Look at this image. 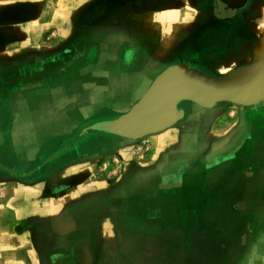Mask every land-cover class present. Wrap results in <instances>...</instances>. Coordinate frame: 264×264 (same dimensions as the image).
Returning a JSON list of instances; mask_svg holds the SVG:
<instances>
[{
	"label": "rangeland",
	"instance_id": "374dc122",
	"mask_svg": "<svg viewBox=\"0 0 264 264\" xmlns=\"http://www.w3.org/2000/svg\"><path fill=\"white\" fill-rule=\"evenodd\" d=\"M0 1L22 3L38 0ZM41 1L43 7L37 5L41 10L37 18L27 22L28 33L24 32L26 37L21 41L12 39L8 48L6 47L7 50H1L5 54L0 55V63H5L0 65L1 129L5 118L8 120L9 115L13 113V102L18 100L19 90L22 97L25 96V92L40 91L33 99L28 96L27 108L24 111L26 114L29 113L30 103L35 99L39 101L41 98H50L53 99L54 105L50 109H44L42 112L44 119L59 115L63 117L60 118L62 122H67L68 118L65 116L67 113L70 116L69 125L72 126L70 131L51 137L46 149L42 153L40 150L37 151L35 159H38L40 164L46 162L53 164L57 161L60 163L80 153L99 152L109 147L115 138L122 137L107 130L111 120L127 112L157 74L167 66L183 62L185 59L189 61L185 63H193L191 64L193 67L206 75L226 74L248 60L231 61L233 60L231 57L236 54L234 52L247 50V47L253 46L264 33V0H171L165 3V8L161 9L156 17L154 46L150 49L169 50V55L167 52L156 57L149 55L146 64L139 69L129 65L124 59L122 63L119 60L120 50H124L123 54L125 50L127 53L134 50L133 47L138 42L141 44L143 42L137 39V35L142 36L146 32L145 24H137L134 21L136 7L133 0ZM86 2L94 9L82 12L81 8L76 13L77 21L71 23L70 19L77 4L81 6ZM169 4L170 6L166 7ZM223 9L240 13L234 17L225 16L221 14ZM88 12L91 13V18L86 21L85 17L86 20L82 21L84 14L88 16ZM139 13L144 14L141 8ZM84 28L86 29L83 30ZM223 29L228 33L222 35L232 38L225 50L221 49L223 45L216 44L219 39H215L216 35H221L220 31ZM164 36H167L168 40L176 36L174 41H177L175 44L172 41L174 45L171 44L164 49L161 41ZM99 50L103 53L107 50V53L103 54L104 59L107 58L104 64L96 62ZM184 50L186 51L183 52ZM24 52H27L32 62L36 59L39 61L45 56L42 66L46 71L39 78L41 84L38 86L30 85L34 77L30 78L29 69L25 76L19 77L16 65L6 63ZM22 60L24 59H17L15 62H23ZM129 79L132 80V88L127 93H121L117 85ZM93 81L100 84L99 87L102 85L101 92H95L97 90L93 86ZM67 83L71 87L74 85L75 95L66 94ZM85 87L86 91L94 92L92 96L89 97L84 92ZM132 91L135 94L139 91V94L129 100ZM73 103L82 105L83 109L80 112L77 109L73 112L71 109L68 110L69 106L72 108ZM230 104L218 102L214 107L223 105L225 115L220 117L213 115L210 118V115L205 113L209 112L208 109H202L196 104L189 108L190 105L181 102L177 108L183 111L184 118L156 132L165 138V140L160 138L161 142L167 147L174 148L170 154L171 156L175 154L170 158L171 163L163 169L164 174L171 176L170 187H174L173 185H178V173L183 169L177 166L179 158L182 157L181 154L178 155V147L184 146L180 139L186 130L190 128L192 133L194 128L204 129L205 131L200 134L201 145L208 143L210 146L218 147V143L211 136L220 132V128L242 125L246 128L245 139L241 137L237 141L239 144L242 143L241 146L245 143L241 150L238 149L240 155L236 152L232 159L208 171L202 167L197 170L198 172L188 171L183 193L177 189L175 194L182 197L170 200L171 208L175 207L172 202H176V211L172 212L171 216L165 212V209L168 210L169 201L159 198L163 188L168 185L155 182L153 201L155 225L149 230H141L143 223L136 221L138 230H145V233L155 236L158 253L165 255L166 261H162L161 256H155L157 260L154 264H264V99L257 106ZM228 112L233 114L228 116ZM189 114L192 116L187 118L186 115ZM82 115L86 117L82 118ZM241 115L244 118L239 119ZM232 120H235L237 125L232 124ZM212 128L215 130H211ZM146 135L133 139L132 146L141 145ZM6 142V139L4 141L0 138V145ZM148 153L143 152L140 159L144 162L152 160L151 151ZM12 154V151L11 155L9 151H2L0 166L9 159L13 160ZM161 156L159 153L154 157L155 162L159 161ZM209 157L211 161H204L203 167L209 162L212 165L220 163L224 153L221 155V151L217 150L214 156L210 154ZM203 158L209 159L205 156ZM187 160L188 167L194 169L198 157L194 161L187 154ZM155 173L152 170L146 171L143 175L155 176ZM245 176L249 181H245ZM248 190L250 192L246 194ZM254 193H259L262 197L261 200H257L261 204L250 198L252 205L249 209L255 208L257 214H249L246 206L243 204L242 209L238 202H244L245 196L248 198ZM141 201L139 198L137 207L141 206ZM150 207L153 208L152 205ZM97 214L92 215L94 223L101 222V217ZM163 224L164 228L171 227L164 234L160 228ZM100 226L94 231H89L90 236L86 240L91 243L93 249H96L97 258L105 259V264H149L150 259L147 258L150 256L143 253L144 249L136 251L133 247L131 251V247L125 246L122 261H119L120 258L115 251L107 255L108 250L113 249V241L107 234L109 231ZM121 237L122 243L131 242L127 235L122 234ZM136 241L138 243V240ZM85 254L81 246L76 247L75 257L79 260H75L73 264H89L90 257Z\"/></svg>",
	"mask_w": 264,
	"mask_h": 264
},
{
	"label": "crops",
	"instance_id": "0c3cea01",
	"mask_svg": "<svg viewBox=\"0 0 264 264\" xmlns=\"http://www.w3.org/2000/svg\"><path fill=\"white\" fill-rule=\"evenodd\" d=\"M133 1L136 7L134 21L137 24H145L146 32L145 35H137V39L139 38V41L143 40V42L142 44L138 42V46L133 47L134 50L128 53L125 50L124 54V50H120L119 60L122 63L124 59L129 65L142 69L141 67L146 64L149 55L156 57V55L169 53V50L150 49L154 46L156 17L160 10L165 8V3L171 0ZM38 4L42 5V1L22 3L20 1H0V55L5 54L1 50H7L12 39L21 41L26 37L24 32L28 33L27 22L34 21L38 12L41 11ZM88 6L87 2L81 6L77 4L70 22L77 21L76 13L81 8L83 9L82 12L94 9ZM168 6L170 4L166 5V7ZM40 7L42 8L43 5ZM140 8L144 14L139 13ZM90 16V12H88V16L85 13L82 21L86 20L85 17L88 21L91 18ZM159 23L161 22L159 21ZM55 34L57 33L55 32ZM175 38L176 36L170 37V40H168L167 36H164L161 40L164 49L172 43L175 44L177 41H174ZM159 44L160 42H158ZM139 48H142V50H138ZM106 53L107 50L104 53L99 50L96 59L98 64L106 63L107 58L104 59L103 57V54ZM234 53L236 54L231 57L233 58L231 61L249 59V50L235 51ZM14 57L16 56L14 55ZM29 58L27 52H24V54L19 53L16 58H11L12 60L6 63L16 65L19 77L25 76L29 69L30 78L34 77L30 85L38 86L41 84L39 78L46 71L42 66L45 56L39 61L34 60V62ZM17 59L24 60L16 63ZM3 64L0 63V65ZM93 82V86L97 90L95 92H101L102 85L99 87L100 84H96V81ZM131 83V79L124 80L117 87L120 88L121 93H127L132 88ZM73 87L74 85L71 87L69 83L66 84L65 92L67 95H75ZM135 89L137 90V88ZM133 91L129 100L134 99L139 94V91L136 94ZM39 92V90L37 92H25V96L22 97L19 90L17 93L18 100L15 103L13 102L14 114L11 113L8 120L5 118L3 128H0V138L4 141L7 140L6 144L0 145V153L6 150L11 155L12 151L14 157L13 160L9 159L8 162L2 163L0 166V264H73L75 260H79L78 257H75L76 247L78 248V246H81L84 254L86 253L85 255L90 257L89 264H105L106 260L97 258L96 249H93L91 243L86 241L90 236L89 231H94L99 225H101L100 228L109 231L107 234L113 241V249L108 250L107 255L115 251L120 258L118 260L122 261L121 256H123L124 247L128 246L131 247V251L133 247L136 251L137 249H144L143 253L150 256V258H147L150 259L149 264L156 263L155 256L157 255L161 256L162 261H164V253H158L159 249L155 246V236L144 232L155 225H153L155 182L163 185L167 183L168 186L163 188L159 198L168 200L170 207V200L182 197L175 194L177 189L182 191L181 194L183 193L188 171H197L200 167L208 171L225 163L232 159L236 152L239 154L245 144L243 143L241 146L242 143H237L241 137L245 139L246 128L243 125L241 127L232 126L233 128L228 126L227 131L222 127L220 132L212 135L211 138L215 139L214 141L218 143L219 148L210 146L208 143L206 145L202 143L201 145L200 134L205 130L194 128L191 133L189 128L181 135L180 140L184 142V146L178 147V155L181 154L183 158H179L180 165L177 163V166L183 169L178 173L180 182L178 181V185H173L174 187L169 185L172 182L170 180L171 176L164 174L163 171L171 163L170 158L175 155H170L174 148L167 147L166 144L161 142L160 138L164 140L165 138L160 137L161 134L156 132L147 134L141 145L132 146L133 139L119 137L118 139L115 138L111 145L102 151L80 153L60 163L57 161L53 164L47 162L40 164L39 160L35 159L37 151L40 150L42 153L49 145L51 137L70 131L72 126L69 125L70 116H68V113L65 116L68 118V125L67 122H62L60 118L63 117L59 115L44 119L42 114L44 109H50L54 105L53 99L50 100V98H41L39 101L35 99L34 102L30 103L29 113L24 112L27 108L26 100H28V96L33 99L38 96ZM84 92L89 97L94 93L86 91V87ZM230 105L236 104L231 103ZM70 107H68V110L71 109L72 112L76 109L80 112L83 109L82 105H76L75 103L72 104V108ZM208 111L205 113H208L210 118L213 115L217 117L225 115L223 105L209 108ZM232 114L233 112H228V116ZM81 117L85 118L86 116L82 115ZM186 117L188 118V115ZM241 117L244 118L241 115L239 119ZM234 121H231L232 124L237 125ZM211 130L215 129L212 128ZM38 136H40L39 139ZM217 150L221 151V155L224 153L222 161L217 164L213 163V165L210 162L205 163V167H203L204 161H211L210 154L214 156ZM145 151L149 153L151 151L152 160L147 162L141 160ZM206 151L207 153H205ZM159 153L162 156L158 159L159 161L155 162L154 157ZM187 154L194 161L198 157L194 169L188 167ZM204 156L209 159L203 158ZM152 170L156 172L155 176L143 175L146 171ZM245 177V181H249V178ZM258 181H260L259 178ZM249 192L248 190L246 194ZM245 197L244 202H238V204L240 206L244 204L249 214H257L255 208L253 210L249 209L252 205L250 198L257 201L261 200L262 197L259 193H254L253 196L249 195L248 198ZM139 198L142 200L141 206L137 207ZM254 201L253 204H255ZM257 203L261 204L258 201ZM172 204L176 207V202L173 201ZM151 205L153 208L150 207ZM169 207L168 210L165 209V212H168L167 215L172 212L175 213L176 208ZM242 209H244L243 206ZM95 214L101 217V222H97L98 224L93 221ZM92 215L94 216L92 217ZM137 220L143 223L141 230L145 229L144 231L138 230ZM160 228L162 234L171 229V227L164 228V224ZM122 234L127 235L128 240L131 242L122 243L120 239ZM136 240H138V243Z\"/></svg>",
	"mask_w": 264,
	"mask_h": 264
},
{
	"label": "water",
	"instance_id": "95a60500",
	"mask_svg": "<svg viewBox=\"0 0 264 264\" xmlns=\"http://www.w3.org/2000/svg\"><path fill=\"white\" fill-rule=\"evenodd\" d=\"M263 99L264 33L252 47L251 60L224 75H206L183 63L166 67L107 130L130 139L159 132L183 116L176 104L184 100L212 108L218 102L255 106Z\"/></svg>",
	"mask_w": 264,
	"mask_h": 264
},
{
	"label": "flooded vegetation",
	"instance_id": "af4514ba",
	"mask_svg": "<svg viewBox=\"0 0 264 264\" xmlns=\"http://www.w3.org/2000/svg\"><path fill=\"white\" fill-rule=\"evenodd\" d=\"M215 6V5H214ZM215 8V7H214ZM208 11H209V9H208ZM231 11H233V12H229V10L228 9H223V10H221V14H224L225 16H231V17H234V16H236L237 14H239L240 12H237V11H235V10H231ZM234 12H236V13H234ZM221 32V35H219V36H217L216 35V37H215V39L217 40V39H219L217 42H216V44H218V43H220L221 45H223V47L221 48V49H223V50H225L226 49V47H229V44H230V40L232 39L231 38V36H229V37H226V36H223L222 34H225V33H228V31L227 30H222V31H220ZM218 37V38H217ZM243 37V36H242ZM225 41V42H224ZM257 41V40H256ZM255 41V42H256ZM232 44V43H231ZM250 44V43H249ZM254 45V44H253ZM252 47L253 46H248L247 47V50H249V59L247 60V62L246 63H242V64H240V65H238V66H242V65H245V64H247L250 60H251V54H252ZM218 54V53H217ZM216 54V55H217ZM186 61H188V60H185V59H183V62H179V63H183V64H185V65H187V66H189V67H191V68H194V69H196L195 67H193L191 64H193V63H190V64H188L189 63V61H188V63H185ZM175 64H177V63H175ZM173 65V64H172ZM238 66H236V67H238ZM168 67V66H167ZM235 67V68H236ZM234 69V68H233ZM232 69V70H233ZM197 70V69H196ZM199 71V70H198ZM231 71V70H230ZM228 73V72H227ZM158 75V74H157ZM224 75V74H223ZM210 76H212V75H210ZM213 76H221V75H213ZM186 103L188 106H189V108H191V106L192 105H194V103H192V102H190V101H187V100H184V101H180V102H178L177 104H176V106L177 107H179V104L180 103ZM258 105V104H257ZM257 105H255V106H257ZM198 106V105H197ZM200 108H202V109H209V108H203V107H201V106H199ZM213 108V107H212ZM179 109V108H178ZM188 116H192V114H189ZM182 118H184L183 116L180 118V119H182ZM117 118H115V119H113V120H111V123L114 121V120H116ZM179 119V120H180ZM177 122V121H176Z\"/></svg>",
	"mask_w": 264,
	"mask_h": 264
}]
</instances>
